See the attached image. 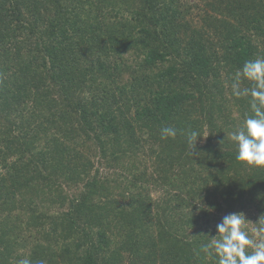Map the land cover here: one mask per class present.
Here are the masks:
<instances>
[{
	"label": "trees",
	"instance_id": "1",
	"mask_svg": "<svg viewBox=\"0 0 264 264\" xmlns=\"http://www.w3.org/2000/svg\"><path fill=\"white\" fill-rule=\"evenodd\" d=\"M257 57L264 0H0V264H216L219 214H264L227 138Z\"/></svg>",
	"mask_w": 264,
	"mask_h": 264
},
{
	"label": "clouds",
	"instance_id": "2",
	"mask_svg": "<svg viewBox=\"0 0 264 264\" xmlns=\"http://www.w3.org/2000/svg\"><path fill=\"white\" fill-rule=\"evenodd\" d=\"M230 79L231 95L247 98L249 107L242 125L227 135L236 147L235 159L246 166L264 168V57L246 60ZM245 81L250 86H245ZM184 134L189 154L198 156L196 145L202 138L201 131L189 129ZM176 135L177 129L172 126L160 129L162 140L174 139ZM215 227L216 235H206L208 242L199 249L205 258H214L216 264H264V214L252 222L243 212H231ZM17 264L32 261L25 257Z\"/></svg>",
	"mask_w": 264,
	"mask_h": 264
},
{
	"label": "rangeland",
	"instance_id": "3",
	"mask_svg": "<svg viewBox=\"0 0 264 264\" xmlns=\"http://www.w3.org/2000/svg\"><path fill=\"white\" fill-rule=\"evenodd\" d=\"M97 166L100 168L101 172H105V171H106L105 166L102 165L101 163H98ZM158 195H159V192H157V191H155V190L152 191V196H154V197L156 198V197H158ZM238 212H243V210H242V211H238ZM255 214H256V211H251V215H248V216L246 215V218H247L248 220L252 221V222H256L255 219H253V216H256ZM224 215H225L224 213H220V214H219L220 220L222 219V217H223ZM219 222H220V221H219Z\"/></svg>",
	"mask_w": 264,
	"mask_h": 264
}]
</instances>
